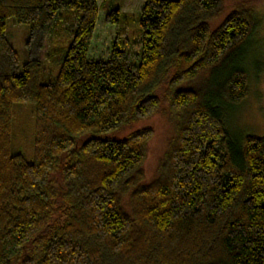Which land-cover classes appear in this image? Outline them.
Wrapping results in <instances>:
<instances>
[{"label":"trees","instance_id":"obj_1","mask_svg":"<svg viewBox=\"0 0 264 264\" xmlns=\"http://www.w3.org/2000/svg\"><path fill=\"white\" fill-rule=\"evenodd\" d=\"M99 1L0 0V264H264V139L237 144L222 121L248 95L253 2L211 30L227 0H142L135 66L127 40L90 58L102 8L120 24L115 0ZM9 18L31 35L69 25L54 81L38 57L18 70ZM164 84L175 133L147 179L154 130L107 135L153 116ZM24 102L33 162L11 152Z\"/></svg>","mask_w":264,"mask_h":264},{"label":"rangeland","instance_id":"obj_2","mask_svg":"<svg viewBox=\"0 0 264 264\" xmlns=\"http://www.w3.org/2000/svg\"><path fill=\"white\" fill-rule=\"evenodd\" d=\"M240 1L242 0H227L223 14L211 22V30L221 25L230 14L234 4ZM247 1L253 2V13L258 23L251 39L250 49L242 63V68L248 78V95L238 105L225 109L222 116L226 134L237 144H242L246 136L264 139V0ZM99 2L101 4L102 0ZM113 5L121 9L120 24L106 23L104 15L107 12L102 8L90 58L107 60L114 43L119 39L126 44L127 40L129 44L125 50L132 54V63L138 66L140 64L138 41L141 33L140 17L143 1L125 0L121 2V0H115ZM61 13L63 17L66 16L64 10ZM64 21L60 20L62 23L54 28V30L56 29L55 33L36 32L31 35L29 25L18 24L13 18L7 20V38L17 52L16 65L19 71L30 58L38 57L44 60L46 65L43 83L54 81L57 78L61 60L72 41L69 25ZM46 54L49 58H46ZM50 57L53 58L52 61ZM168 93L169 84H164L156 91V95L160 98V108L153 116L140 120L120 132L107 135L110 138L121 140L143 129L154 130V137L149 144L148 156L144 165L147 179L153 176L159 160L164 156L167 141L175 133ZM34 139V105L28 102L18 103L14 107L11 152L20 153L28 162H33Z\"/></svg>","mask_w":264,"mask_h":264}]
</instances>
